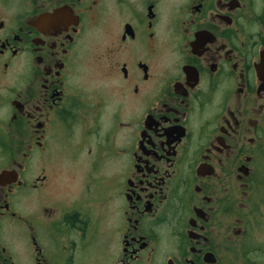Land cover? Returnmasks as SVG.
<instances>
[{
  "label": "flooded vegetation",
  "instance_id": "af4514ba",
  "mask_svg": "<svg viewBox=\"0 0 264 264\" xmlns=\"http://www.w3.org/2000/svg\"><path fill=\"white\" fill-rule=\"evenodd\" d=\"M0 264H264V0H0Z\"/></svg>",
  "mask_w": 264,
  "mask_h": 264
}]
</instances>
